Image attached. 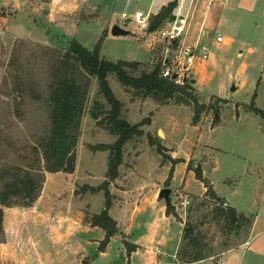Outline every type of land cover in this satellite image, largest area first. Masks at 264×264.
Returning <instances> with one entry per match:
<instances>
[{"label": "rangeland", "instance_id": "obj_1", "mask_svg": "<svg viewBox=\"0 0 264 264\" xmlns=\"http://www.w3.org/2000/svg\"><path fill=\"white\" fill-rule=\"evenodd\" d=\"M4 1L8 10L15 11L4 13L0 8V168L32 163L33 147L50 129L47 96L55 55L63 54L73 39L92 50L101 37L97 28L108 22L110 13L109 4L102 3L100 18L81 24L74 36L69 23H49L42 11L46 8L37 0ZM241 3L250 13L223 17L220 26L210 25L203 42L200 39L202 44L197 48L204 49L207 58L202 60L196 53L189 67L196 80L191 84L195 101L181 97L159 102L123 87L114 74L107 77L121 103L120 117L138 132L123 145L117 177L108 180L106 186L110 194L107 212L119 229L116 236L123 233L139 247L130 264H177L173 255L181 237V222L187 218L215 260L247 241L245 231L237 235L222 232L212 220L210 212L217 202L202 196L204 185L194 174L198 169L215 195L253 219L252 240L243 264L250 252L264 251V119L254 112L258 109L264 114V0H227L233 7ZM223 8L212 4L207 20L212 22ZM97 14L82 8L75 17ZM169 23L166 20L152 32L138 26V31H132L134 26L129 24L127 30L133 35L140 31V41L131 35L113 37L110 27L101 43L105 60L145 59L140 70H151L179 48L161 36ZM217 35L222 43L216 42ZM81 80L87 84V91L73 172L49 176L39 205L58 217L59 230L54 232L53 223L48 222L34 229L32 215H10L6 223L13 237L7 250L0 251V264H127L125 241L111 238L99 256L102 230L84 232L68 222L72 209L78 208L75 215L90 225L91 218L105 208L104 190L91 188L107 180L109 150L99 147L116 142V136L98 123L109 107L96 79L85 74ZM18 86L23 87V94L17 93ZM95 103L104 106L98 120L90 113ZM188 166L192 170H187ZM164 188L170 190L169 204L179 219L167 215V202L158 199ZM186 199L190 201L187 209L181 204ZM201 201L206 208L199 206ZM224 260L218 259L219 263ZM256 264H264V260Z\"/></svg>", "mask_w": 264, "mask_h": 264}, {"label": "trees", "instance_id": "obj_2", "mask_svg": "<svg viewBox=\"0 0 264 264\" xmlns=\"http://www.w3.org/2000/svg\"><path fill=\"white\" fill-rule=\"evenodd\" d=\"M174 7L175 3L171 2L158 14L152 16L148 31H154L166 20L173 21ZM103 38L104 34L92 50L73 40L63 54L55 55V61L51 64V83L47 96V103L50 106L49 133L39 145L33 147L34 159L31 164H9L0 168V243H4L2 208L31 206L40 196L45 173L71 174L73 172L77 132L84 111L87 91V84L81 80L82 76L86 74L96 79L99 92L109 107L104 117L98 120V113L103 111L104 106L95 103L90 112L91 117L98 120V123L104 125L111 134L116 136V142L113 145L99 147L109 150L107 180L97 188H91V191L104 190L106 198L105 208L100 214L94 215L90 222L91 227H97L104 232V239L98 247L100 252L104 251L110 239L118 231L116 222L107 212L110 203V194L106 188L107 181L117 177V167L122 159V147L138 133L136 127L129 125L120 117L121 103L109 87L108 75L114 74L123 87L132 89L136 95L142 97H150L159 102L174 98L195 101L189 82L181 84L161 76L163 68L161 61L157 62L151 70L145 68L140 70V62H109L101 58L100 47ZM17 93L23 94V87L18 86ZM254 112L264 119V114L260 110L255 109ZM25 161L26 159L23 158V162ZM174 163L178 162L174 161ZM187 170L192 169L188 166ZM194 174L204 185L203 197L217 202L211 209L210 215L219 229L226 233L233 232L235 235L243 230L246 235H249L253 219L236 211L224 200L218 198L211 184L203 179L200 169L195 170ZM199 206L207 207L202 201ZM166 214L179 219L169 203L166 206ZM124 243L128 255L136 249L128 242ZM211 255V251L203 244L201 235L197 233L187 218L183 223L181 242L176 254L177 260L180 263L191 264L207 259Z\"/></svg>", "mask_w": 264, "mask_h": 264}, {"label": "crops", "instance_id": "obj_3", "mask_svg": "<svg viewBox=\"0 0 264 264\" xmlns=\"http://www.w3.org/2000/svg\"><path fill=\"white\" fill-rule=\"evenodd\" d=\"M37 1H38L39 6H42V8H46L42 11H44L46 13V15H44V17L49 21V23H52V24L56 23V22L69 23L71 25V27H73L75 30L74 36H76L77 33L80 31L81 24H84V23L85 24H91L100 18V16H101L100 5L104 2H106L107 4H109V7H110L108 9V11L110 12V13H108V16H109L108 22L106 24L101 25L100 28H97L98 34H100V36H102L104 34V38H106L109 35V32H108L109 28L112 27V25H114V24L119 25V22H120L121 26L126 24L128 27L129 24H131L134 26V30H132V31H138L137 24L134 20L135 14L142 13L143 16L148 18V20H149L152 16L158 14L162 8L166 7L169 3L173 2V3H175V7H174L173 12H172V15L174 16L173 20H175V18H183L184 19V24H183L184 31L181 34L180 38L177 41H175V44L173 45V46H179L178 49L198 47L203 42L202 38L209 33L207 30L210 27V25L213 26L214 23H216V26H220L219 24H221V21H222L221 19L223 17L230 18V17H234L236 15L243 16V14L250 13L249 9L247 7L245 8V6L243 7L242 3L239 5H234V7H233V5H230V4L227 5V0H222L221 3H219V2L210 3L209 0H100V1H96V2H92V1L90 2V1L86 0V1H83L81 3L78 0H46V1L37 0ZM214 3H217L221 6H224L225 9L224 8L221 9V13H219V16L217 15L215 17V19H213V21L210 22L211 20H207V17H206L207 16V10H208V7H210ZM8 6L9 5H7L6 1L0 0V8L3 9L4 13L15 11L12 9L8 10L7 9ZM82 8L89 10V11L90 10H96L98 12V14L94 17H88L85 19L80 18V17L76 18L75 15H76L77 11H79ZM116 9H119V12L115 11ZM122 14H125L128 17V20H122L121 19ZM0 23H2L1 19H0ZM14 23H16V22H14ZM11 24H13V23H11ZM17 26L19 27L21 25L19 23H17ZM140 35H141L140 31L135 32V34L132 35L133 36L132 39H134L136 41H140V37H139ZM217 37H220V36L217 35L216 38ZM200 39L202 40V42H200ZM73 40L78 42L79 44H81L83 46V44L80 41H77L75 39H73ZM73 40H71V41H73ZM222 42H223V39L221 42H217V43H222ZM40 43L46 44L47 42H40ZM142 43L145 45L144 42H142ZM145 47L147 49V54H148V48H147V46H145ZM100 57L105 59L104 55L102 54V48L101 47H100ZM130 58H132V57H130ZM144 60L145 59H143L141 61L136 60V59H129V60H117V61L143 62ZM109 62H111V61H109ZM190 75H191V77H194V74L192 72H190ZM195 82H196V80H195ZM57 174H63V173L62 172L45 173V180L49 176H53V175H57ZM65 174H67V173H65ZM45 180H44V183L42 186L40 196L37 198V200L31 206H29V207L2 208V210H3L2 228H3V232H4V243H0V251L7 250V247L9 246V244L12 240L11 239L13 237L12 236V229H11V227L9 228L7 226L6 221H7V218L10 215H13L14 213L32 215V218L35 219V222L33 224L34 229H36L41 224V222H46V223L48 222V223H53V226L55 227L54 232H58L59 226L61 225L60 224L61 221H59L57 219L58 217L51 215L49 212L41 210L39 208V205L43 199V187L45 184ZM204 193H205V188H204ZM217 197L224 200V198H221L219 196H217ZM158 199H160V198H158ZM224 202L228 206H230L225 200H224ZM77 209L78 208H76L74 210L76 211ZM74 210L72 209L70 218L68 220L70 226H72L74 228H78L84 232H90V233L99 229L97 227H91L90 225L82 223L80 221V219L77 217V215H75ZM181 225H182V229H183V223L182 222H181ZM117 229H118V226H117ZM251 230H252V228H251ZM251 230L249 233V237L244 244H242L236 248L227 250V251L223 252L218 257V259L224 258V257L226 258V260L220 262L221 264H243L244 263L242 261L243 260L245 261V257L247 256V249H248L249 245L251 244V240H252L250 238ZM118 232H119V229H118ZM122 236H124V237H122ZM181 236H182V231H181ZM103 237H104V232H103ZM116 238H120L121 240L126 241L129 244L134 245L136 247V249L134 251H132L130 253V255H128L129 256L128 260H126V263L130 264L131 259H133V256L136 255L139 247L136 244L131 243L129 241L130 237L123 234V233H121L120 236L115 235L114 237H112V240L113 239L115 240ZM180 242H181V237H180L179 244H178L173 256L175 257L177 264H185V263H180L176 257L178 248L180 246ZM97 245H98L97 242H95L94 251L97 250V248H96ZM103 254H104L103 252H98L99 256H101ZM257 256H258V258H256ZM237 258H239V259H238V262L236 263ZM218 259L215 260L213 257H209L207 259H204V260L196 262V263H203L206 261H210L213 263L214 261H216L217 264H220ZM263 260H264V251L259 252L257 250L256 251L254 250L253 252H250V255H249V258H248L246 264H256L257 261L259 263L260 261H263ZM254 261H256V262H254ZM18 264H19V262H18ZM191 264H194V263H191Z\"/></svg>", "mask_w": 264, "mask_h": 264}, {"label": "built area", "instance_id": "obj_4", "mask_svg": "<svg viewBox=\"0 0 264 264\" xmlns=\"http://www.w3.org/2000/svg\"><path fill=\"white\" fill-rule=\"evenodd\" d=\"M210 3L219 2L221 3L222 0H209ZM122 20H128V17L125 14L121 15ZM134 20L137 26L141 30H147L148 28V18L144 17L142 13H137L134 16ZM184 19L183 18H175V20L169 23V28L163 29L161 32V36L168 41L170 46L174 45V42L177 41L181 34L184 31L183 28ZM217 42H221L222 38L217 37ZM197 53L200 59L205 60L207 55L205 54L204 49L198 50L197 47L191 48H180L174 53H168L162 60L163 68L161 70V76L163 78H168L170 80L173 75H176L177 83L183 84L182 80H187L191 78V75L188 74L189 67L193 64V56ZM190 73V72H189ZM185 209L187 206L190 205V201L188 199L184 200L181 203ZM221 264V263H220Z\"/></svg>", "mask_w": 264, "mask_h": 264}, {"label": "water", "instance_id": "obj_5", "mask_svg": "<svg viewBox=\"0 0 264 264\" xmlns=\"http://www.w3.org/2000/svg\"><path fill=\"white\" fill-rule=\"evenodd\" d=\"M110 34L113 37L127 36V35H131L132 36L133 35L131 32H129L127 30V25L126 24H124L122 26L117 25V24L112 25L111 30H110ZM171 79L175 80L176 79V75H173L171 77ZM182 82L185 83L186 79H183ZM189 83L190 84H194L195 80H193L192 77H191L190 80H189ZM232 89H234V88H232ZM195 119H196V117H195ZM169 194H170V190L168 188H164V189H162L160 191V193L158 195V198L163 199L167 203H169Z\"/></svg>", "mask_w": 264, "mask_h": 264}]
</instances>
